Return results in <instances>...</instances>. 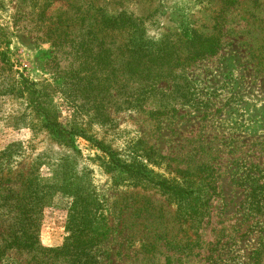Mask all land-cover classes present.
Masks as SVG:
<instances>
[{
    "label": "rangeland",
    "instance_id": "1",
    "mask_svg": "<svg viewBox=\"0 0 264 264\" xmlns=\"http://www.w3.org/2000/svg\"><path fill=\"white\" fill-rule=\"evenodd\" d=\"M2 31L4 226L48 249L91 233L95 264H264V0H0Z\"/></svg>",
    "mask_w": 264,
    "mask_h": 264
},
{
    "label": "trees",
    "instance_id": "2",
    "mask_svg": "<svg viewBox=\"0 0 264 264\" xmlns=\"http://www.w3.org/2000/svg\"><path fill=\"white\" fill-rule=\"evenodd\" d=\"M11 44V39L7 34L3 33V31L0 34V49L2 48H8ZM4 46V47H3ZM174 52H176V55L173 54H167V56H170V62L177 63L179 61H182V64L185 61H193L195 62L197 57H200L204 53V45L202 43L196 44L192 47L193 53L191 55V59L187 57H182V49L178 47H174ZM122 50V46L118 47V51ZM198 53V54H197ZM133 54V53H132ZM131 54V55H132ZM122 55V53H121ZM140 56H142L141 53H139ZM182 55V56H181ZM1 56L3 59L6 57V53L2 52ZM147 57V56H145ZM197 58V59H196ZM199 59V60H200ZM168 63H160L158 64V68L162 70V72H172V66L167 69ZM30 87V88H27ZM28 93V96L31 100L36 97V91L32 89L31 86H26L25 88ZM36 111L44 118L46 122L47 128L50 129L52 135L55 137V139L61 143L69 144V142H72V137L76 135V132L72 130L71 132L65 130V128L62 127V125L58 122L57 118L54 115H51L49 112L44 110V108L41 106V104L38 102V98H35L34 100ZM92 147L96 150H98L102 155H104L107 159H109L110 163L113 165L114 169L119 170L121 172H124L126 174L134 175L137 177H141L142 179H145L147 181L148 177L143 174L139 170H133L132 168L121 164L117 159L115 154L110 152L105 146L95 142L91 144ZM156 187L160 188L164 192L171 194L175 197L185 196V198L198 199L201 196H206L207 191L203 189H197L192 191H186V190H180L179 188L172 186L168 184L167 182H151ZM34 186V184H33ZM3 218V212H0V253L6 252L9 250H17V252H28L31 256L30 260H27L28 263L33 262L34 264H95L93 262V259L95 255L93 254V249L96 247L97 243H99V240L93 238L91 233H87V236L83 239V237L79 238L71 237L67 243L61 248L57 249H48L43 246L37 240L35 242L28 243L26 238L18 237L16 230H24L26 232L31 233V231L34 230V227L31 226H24L21 228L19 225H9V227L4 226L2 223ZM193 219H197V217H194ZM83 239V240H82ZM83 243H81V241ZM101 242V241H100ZM5 258L0 257V264H5ZM21 264L17 260H14L12 264Z\"/></svg>",
    "mask_w": 264,
    "mask_h": 264
}]
</instances>
